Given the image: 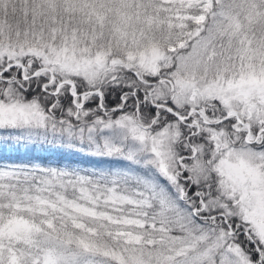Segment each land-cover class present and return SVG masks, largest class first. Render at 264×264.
<instances>
[{"label": "snow or ice", "instance_id": "1", "mask_svg": "<svg viewBox=\"0 0 264 264\" xmlns=\"http://www.w3.org/2000/svg\"><path fill=\"white\" fill-rule=\"evenodd\" d=\"M0 264H264V0H0Z\"/></svg>", "mask_w": 264, "mask_h": 264}, {"label": "trees", "instance_id": "2", "mask_svg": "<svg viewBox=\"0 0 264 264\" xmlns=\"http://www.w3.org/2000/svg\"><path fill=\"white\" fill-rule=\"evenodd\" d=\"M18 154L15 153H9V152H5L0 150V157H4V158H16Z\"/></svg>", "mask_w": 264, "mask_h": 264}]
</instances>
